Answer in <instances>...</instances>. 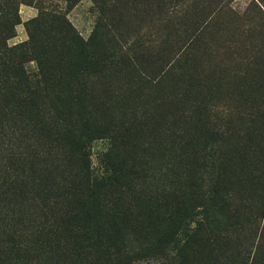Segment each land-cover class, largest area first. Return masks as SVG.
I'll list each match as a JSON object with an SVG mask.
<instances>
[{
  "label": "rangeland",
  "instance_id": "rangeland-1",
  "mask_svg": "<svg viewBox=\"0 0 264 264\" xmlns=\"http://www.w3.org/2000/svg\"><path fill=\"white\" fill-rule=\"evenodd\" d=\"M111 1L116 9L105 16L122 13L114 43L148 50L128 49L135 56L109 84L117 112L137 118H127L121 137L93 140L91 163L95 177L107 175L111 152L137 172L124 201L130 215L104 256L105 246L74 249L61 264H264V0H183L147 14L140 0ZM6 10L21 21L9 45L28 39L26 22L41 11L67 15L84 39L102 18L94 0L72 8L68 0H0ZM25 66L37 70L34 60ZM205 128L226 133L206 138ZM8 166L0 157V189ZM215 186L226 213L209 208ZM145 203L186 211L180 223L159 224L168 231L162 245L154 220L144 215L139 226Z\"/></svg>",
  "mask_w": 264,
  "mask_h": 264
},
{
  "label": "trees",
  "instance_id": "trees-1",
  "mask_svg": "<svg viewBox=\"0 0 264 264\" xmlns=\"http://www.w3.org/2000/svg\"><path fill=\"white\" fill-rule=\"evenodd\" d=\"M78 1L68 0V7ZM94 1L102 18L88 39L67 15L41 11L26 22L28 39L9 45L21 21L16 12L0 13V157L10 171L0 189V264H61L69 250L97 247V252L105 246L104 256L120 242L127 225L130 213L124 201L137 172L110 152L105 158L108 174L95 177L91 143L102 136L121 137L127 118H137L134 112H117L109 84L118 77L119 66L135 56L128 49L144 54L148 48L139 42L125 50L114 43L111 30L121 23L122 13L109 20L105 12L116 5ZM113 1L125 5L129 0ZM182 2L140 0V10L170 13ZM33 60L37 70L30 71L25 64ZM203 130L206 138L226 133ZM223 200L213 187L209 208L226 213ZM145 206L140 207L139 226L144 215L148 222L154 220L160 229L156 242L162 245L168 231L159 224L165 218L172 225L180 223L186 211L181 208V215L178 208ZM30 235L35 239L25 242Z\"/></svg>",
  "mask_w": 264,
  "mask_h": 264
}]
</instances>
